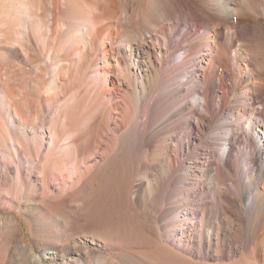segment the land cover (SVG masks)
<instances>
[{
    "label": "bare ground",
    "instance_id": "1",
    "mask_svg": "<svg viewBox=\"0 0 264 264\" xmlns=\"http://www.w3.org/2000/svg\"><path fill=\"white\" fill-rule=\"evenodd\" d=\"M153 1L0 0V264H264V0Z\"/></svg>",
    "mask_w": 264,
    "mask_h": 264
},
{
    "label": "rangeland",
    "instance_id": "2",
    "mask_svg": "<svg viewBox=\"0 0 264 264\" xmlns=\"http://www.w3.org/2000/svg\"><path fill=\"white\" fill-rule=\"evenodd\" d=\"M153 2H154L153 8L150 9L151 10L150 12L152 14L151 16L153 18H158V17L162 16L166 10L171 9V7H172V6H170V5H172V0H154ZM261 42H263V48H264V32L262 30H254L253 34L250 33L249 35H247L245 37V43L247 44V47H253L254 45L256 46V43H261ZM173 49H172L173 51L176 50L175 48H173ZM201 52L200 53H197L196 55H194L193 58L196 59L197 56H199L201 54ZM181 54L182 53L177 52V55H178L177 58L178 59L175 60L174 62H176V61L179 60V56ZM167 60H170V59L168 58ZM258 70L264 76V63L261 64V67L258 68ZM233 83H235V82H233ZM239 85L240 86L238 88H241L244 84L240 83ZM232 104H234V103H232ZM183 130L186 131L187 128L186 127L185 128L183 127ZM201 135H202V133H200L198 130H196V129L192 130V137L194 138V141H193L191 147L185 145V155L184 156L187 155L188 150H193L195 148L196 144L198 143V141H196V140L199 139L201 137ZM242 135L243 136H248V134L246 132H244V134L242 133ZM202 137H203V135H202ZM226 137H228L227 134H226ZM239 147L240 146H238V148ZM219 164H220V162H219ZM129 180L130 181H128V182L130 183L131 182V179H129ZM123 203H125V202H123ZM123 203H122V205L120 203V205H118L116 207V209L112 212V214H113L112 221L115 222L116 224H121L122 222L125 221V216H126L125 209L130 208L127 203H125V204H123ZM128 210L130 212L134 211L132 209H128ZM132 213L134 214L135 211L132 212ZM141 214L138 217H135L134 218V216L133 217L131 216L132 219L130 217L129 218L132 221H136L137 223L139 222L140 224H143L144 221H145V223H147V220L146 219H148V217H145L144 218ZM17 218L21 222V224H20L21 235H20L19 241L17 240V241H15L12 244V248L13 247H16V246H19L20 247L22 245L27 246L29 243L34 244L33 241H32V237H31V229H30V221H29V219L26 216H24L22 213H20V212H17ZM150 222H152L154 225L156 224L154 221H150ZM262 222L263 221H261V219H260L259 224L261 223V225L255 226L254 229L252 230V234H253L254 237H258V236L261 235V233H262V226L264 227V224L262 225ZM180 236H181L180 229L179 228H176L172 232H170V236H168V239H170V240H176L177 241L178 238H180ZM20 241H21V243H20ZM3 255H4V249H2L0 251V260H2Z\"/></svg>",
    "mask_w": 264,
    "mask_h": 264
}]
</instances>
